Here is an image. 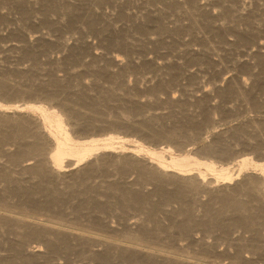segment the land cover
Returning <instances> with one entry per match:
<instances>
[{
	"label": "bare ground",
	"instance_id": "bare-ground-1",
	"mask_svg": "<svg viewBox=\"0 0 264 264\" xmlns=\"http://www.w3.org/2000/svg\"><path fill=\"white\" fill-rule=\"evenodd\" d=\"M0 25L32 62L0 58V264H264V160L175 146L225 160L264 131L211 121L264 108V0H0Z\"/></svg>",
	"mask_w": 264,
	"mask_h": 264
},
{
	"label": "rangeland",
	"instance_id": "rangeland-1",
	"mask_svg": "<svg viewBox=\"0 0 264 264\" xmlns=\"http://www.w3.org/2000/svg\"><path fill=\"white\" fill-rule=\"evenodd\" d=\"M248 1H250V0H246V2H248ZM132 9L135 10L136 8H132ZM0 27H1V25H0ZM3 27L0 28V35H1V38H2V39H0V43L1 44L4 43L3 46H6L7 44H17V45L21 46L23 44V42L22 41L20 42L19 39H17V38L14 39L15 37L10 36L9 35V30L8 29H5L6 27L5 28H3ZM31 31L33 32L32 33L33 34V38H34V35H37V34L39 35L40 34V32H38L39 30H37V29L36 30H32L31 29ZM51 38L52 39H55V35L52 36ZM88 38H90L92 40V42H94L95 45H97V43H98L97 38H95V37L93 38V36L92 37H88ZM34 39L36 40V38H34ZM94 39H96V40H94ZM69 41H70V43H74L72 39L69 40ZM39 45H40V42H37V40L36 41L33 40V47L36 46L35 48H38V47L40 48ZM17 49L18 50H13V49L10 50V52L12 51L11 54H13L12 57H11L10 52L8 50H6L5 47L2 50L0 49V58H1V61H3V63H6V64H11L13 62L16 66H18L17 64L19 63V66H21L22 68L23 67L25 68V66H27V65L29 66V64L32 63L31 60L24 59V58H23V60H20L21 58L19 56L18 57L16 56L17 54H20V52H19L20 49L19 48H17ZM97 49H98V47H97ZM101 49H98V51L100 52ZM7 51H8V55L10 54L8 56V58L6 57ZM15 52H17V53L15 54ZM51 52H52V54H51ZM51 52L49 54L50 57H52V58L54 57L55 59L54 58L53 59L54 60L57 59L58 61H56V63H54V64H51V61H50V63H46L45 59H47V57L44 56V54L43 55L41 54V56H42V60L41 61L43 62V66L44 67H47V68H51V67L54 68L55 69V73L57 75H59L60 77H64L66 75V72L62 68V66H63V63L65 61V57L67 56V51H63V50H60V49H55V50H53ZM3 58H6V60H5L6 62L3 60ZM85 59L89 60L90 59V56H88V58H85ZM84 71H85V67L83 65H76L74 67V71L73 72L77 73V76L82 77L86 81L90 82V80H91L90 77L91 76L87 75ZM235 73H237V70H235V69L229 70V71L225 72L224 77L226 76L227 78H229L231 75H233ZM45 74H46L45 71H40L39 81L41 83L47 82L46 80H47L48 76L45 75ZM128 78H129V80H131L130 82H132V80L134 81L133 76H130ZM207 81L212 82L213 80L212 79H209V77H208L207 78ZM226 82L227 81H225V82L223 81L222 82L223 85H225ZM185 83H186V80H185ZM209 88H214L213 87V83H210ZM175 94L180 95V92L177 91ZM148 95L149 94H145V96H144V94H143V96L141 95V99H143L145 101V99H147ZM25 98H26V100H32L33 99L30 96H28V97L26 96ZM25 98L24 97L23 98H17V100H24ZM211 98L212 99L210 101L213 104H216L217 102H219L221 100V98L218 96V94H217V92L215 90H213L212 95H211ZM42 100H43V104L49 105V103L47 102L46 99L43 98ZM228 104H230L229 106H231V107L237 108V111L233 115H230L229 117H226L227 115L223 111H221V109L215 108L214 110L217 109L216 111H214V114L216 113V115L213 114L212 115V118H211V121H213L215 124L217 123L216 125H219V129H221L222 132L224 133V137H229L232 134L233 130L237 127V125L239 127L240 126H243L246 129L248 128V130L251 131L252 127L250 126L251 123H249V121H251L252 119H254L255 121L257 120L256 123L257 122L259 123V122H262L264 120V108H259V109H256L255 108L254 109V108L248 106L249 104L246 105V103H242V102H240L238 100H235V99H233V100L232 99L227 100L225 105L228 106ZM151 108H152V109H150L151 112L152 111L153 112H159L160 111V112H163V113H167L169 111V108H167L165 105L152 106ZM195 114H196L195 117H194L195 118V122H198V123L200 122L201 123L202 122V116L201 115L199 116L197 114V112ZM196 116H198V117H196ZM140 117L136 116L135 119H139ZM166 125L167 126L168 125L170 126V122H167ZM109 128L110 129H108V127L106 129L104 128L103 131H101V132H108L109 130H114L113 132H116V131L117 132H123V131L125 132V131H128L129 134L132 137L133 136H136V137H139L140 136L137 132L131 131L130 129L129 130L128 129L125 130V129H120L119 127H117L116 129H115V127H112L113 129L111 127H109ZM258 136H250V135H247V136L243 137V139L241 141H239V142H237L236 144L233 145V149H232L233 154L231 155V157L229 159L225 158V160L220 159L219 157H215V155L210 154L208 152L205 153L204 151L201 150V146H202L201 143L193 142L187 136H181V137H179L178 138V141L181 144L180 145L178 144V145H175V146L178 149H180V150H185L188 147L189 148H192L194 150V152L198 156L200 155V156L212 157L213 159H216L218 162H228V163L235 162L234 160H236V158L238 159L241 155H244V154H250L252 157L256 158L257 160H260V159L264 160V148H261V147L255 148V146H256V144L258 142L264 140V131L261 132V134H259ZM186 138H188V139H186ZM212 139L213 138H210V140H212ZM188 140H190V142ZM148 141H150V140H148ZM150 142H151V144L153 146H159L164 141L162 139H159V140H155V141H152L151 140ZM189 143H190V145H189ZM204 153H205V155H204Z\"/></svg>",
	"mask_w": 264,
	"mask_h": 264
}]
</instances>
